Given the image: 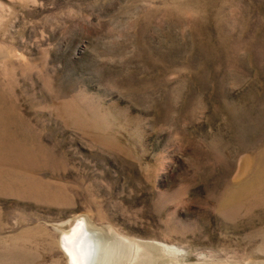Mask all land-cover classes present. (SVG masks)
<instances>
[{
	"label": "rangeland",
	"instance_id": "374dc122",
	"mask_svg": "<svg viewBox=\"0 0 264 264\" xmlns=\"http://www.w3.org/2000/svg\"><path fill=\"white\" fill-rule=\"evenodd\" d=\"M79 223L264 264V0H0V264Z\"/></svg>",
	"mask_w": 264,
	"mask_h": 264
},
{
	"label": "bare ground",
	"instance_id": "6f19581e",
	"mask_svg": "<svg viewBox=\"0 0 264 264\" xmlns=\"http://www.w3.org/2000/svg\"><path fill=\"white\" fill-rule=\"evenodd\" d=\"M229 198L228 203L233 207L234 197ZM60 243L71 264H149L146 260L157 252L152 245L120 238L112 231L86 223L75 226ZM109 255L114 256L112 261L107 260Z\"/></svg>",
	"mask_w": 264,
	"mask_h": 264
}]
</instances>
